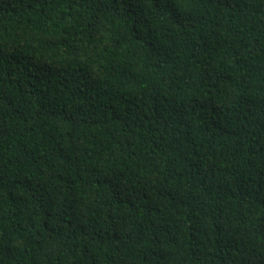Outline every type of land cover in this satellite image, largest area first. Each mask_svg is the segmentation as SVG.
Masks as SVG:
<instances>
[{
  "label": "trees",
  "instance_id": "obj_1",
  "mask_svg": "<svg viewBox=\"0 0 264 264\" xmlns=\"http://www.w3.org/2000/svg\"><path fill=\"white\" fill-rule=\"evenodd\" d=\"M0 264H264V0H0Z\"/></svg>",
  "mask_w": 264,
  "mask_h": 264
}]
</instances>
